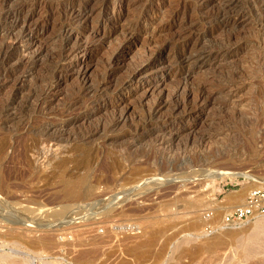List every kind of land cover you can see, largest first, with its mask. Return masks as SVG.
Returning a JSON list of instances; mask_svg holds the SVG:
<instances>
[{
    "label": "rangeland",
    "instance_id": "obj_1",
    "mask_svg": "<svg viewBox=\"0 0 264 264\" xmlns=\"http://www.w3.org/2000/svg\"><path fill=\"white\" fill-rule=\"evenodd\" d=\"M223 1L228 0H0V51L5 44L14 43V38L19 40L9 51L10 61L0 66V264H264V216L238 227L221 226L222 217L239 203L245 188L249 191L242 204L257 182L264 186V0H241L228 7L231 15L239 12L243 17L225 25L216 20L212 36L201 40L200 35L213 25L201 19L221 11ZM74 9L83 14L73 17L70 12ZM15 10L23 12L20 22H14L12 16L4 20L5 12ZM24 18L37 28L32 35L23 31ZM64 23L73 26L71 41L80 39L83 46L68 60H58L56 56L63 55L58 27ZM122 26H132L134 31L126 37L120 33ZM176 36L181 37L180 47L170 44ZM234 39L246 47L233 55L232 68L215 67L207 61H186L169 68L176 50L188 48L193 56L197 53L194 48H217ZM120 43L124 48L112 66L108 60ZM161 49L166 60L160 67L145 71L116 96L100 95L98 101L110 107L86 106L96 96L83 97L79 89L83 84L101 80L103 72L111 68L117 70L119 79L128 76L145 55ZM54 75L59 76L57 83ZM201 80L209 82V90L217 89L220 102L227 97V89L222 88L227 82L245 81L246 85L242 90L245 101L238 103L237 110L221 112L211 107L216 122L210 127V141L186 140L183 135L172 151H156L150 147L152 138L132 148L127 138L119 140L142 110L157 107L162 100L166 104L159 106L157 116L169 115L172 90L177 85L193 88ZM150 82H154L151 90ZM49 83L52 88L43 93ZM75 97L81 100L77 105L72 103ZM117 116L126 119L117 128L99 130L88 140L79 136L84 129L93 130ZM74 117L80 120L70 126V132L79 137L62 141L68 147L71 143L70 149L57 151L52 143L40 145L38 127L53 124L54 129L64 128L62 124ZM192 124L197 130L203 125ZM223 130L227 135L221 138ZM79 146L90 149L83 154ZM213 159V169L245 175L215 178L214 188L204 178L191 189L132 187L145 180L170 177L174 179L169 183H174L178 177L200 175V167L206 169ZM196 170L198 174H193ZM63 175L87 178L94 187L87 191L82 186L81 198L70 200L61 190ZM195 198H199L196 214L192 207ZM112 206L116 207L111 214L100 217Z\"/></svg>",
    "mask_w": 264,
    "mask_h": 264
},
{
    "label": "bare ground",
    "instance_id": "obj_2",
    "mask_svg": "<svg viewBox=\"0 0 264 264\" xmlns=\"http://www.w3.org/2000/svg\"><path fill=\"white\" fill-rule=\"evenodd\" d=\"M242 1L241 0H228V1H223V4H222V8H221V11L218 10V12H211L210 14H208L205 18H202L201 21H207L209 23H213V25H211V27L207 28L204 30V32L200 35V39L201 40H204V38H207L209 35L212 36V34L215 32V21H220V25H225L231 21H238L240 20L241 17H243V15H240L239 12L236 13L235 15H231V13L228 11L227 12V8L230 7V6H235L239 3H241ZM24 7V6H23ZM19 9V7H18ZM73 9V8H72ZM74 12H70L71 15H73V17H78V16H81L83 14V12H81L80 10H73ZM69 13V15H70ZM244 13V12H242ZM3 14V13H2ZM64 14V13H63ZM22 15H23V12H19V10H15L14 12H5L3 14V18H8L10 16V18L14 19V22H20L21 19H22ZM70 15V16H71ZM87 15V14H85ZM245 16H246V13H245ZM204 17V16H203ZM4 18V20H5ZM257 19V18H256ZM7 20V19H6ZM259 20V19H258ZM26 19L24 18L23 19V26H24V30L26 33H29V35H32L34 30L37 29L35 27H30L29 24H26ZM193 21V20H192ZM197 21V19H196ZM65 22V21H64ZM201 22V23H202ZM256 22V21H255ZM254 22V23H255ZM257 22H260V21H257ZM263 22V21H261ZM63 23V21H62ZM197 23V22H196ZM253 23V24H254ZM26 24V25H25ZM261 24V23H260ZM197 25V24H196ZM199 25V23H198ZM263 25V24H262ZM22 26V27H23ZM4 27V26H3ZM60 27V25H59ZM58 29H61V37L59 35V38L57 39H62V45H61V54L62 56L59 57V56H55L58 58H61V59H67L75 54V52L81 47L83 46L81 40H74L73 42L71 41L72 37H73V26L72 24H61V28ZM256 27V25H255ZM264 27V26H263ZM261 26V28H263ZM5 28V27H4ZM8 28V27H7ZM10 28V27H9ZM14 28V27H13ZM12 28V29H13ZM123 28V26H122ZM4 30V29H3ZM122 30V29H120ZM56 31V30H55ZM123 31V32H122ZM120 33H123L122 35H125L127 37V33H131L134 31V28L131 26V27H127V28H123ZM263 31V30H262ZM132 34V33H131ZM134 34V33H133ZM263 34V33H262ZM56 35V34H55ZM58 35V34H57ZM192 36V35H191ZM23 37V36H22ZM128 37L130 38V36L128 35ZM185 37V36H184ZM187 37V35H186ZM124 38V37H123ZM181 37H178L176 36L175 39L172 40V42H170L171 45L173 46H177L178 44V41H180ZM229 41H233L231 38L232 36H228L227 37ZM234 38V37H233ZM55 39V38H54ZM126 39V38H124ZM180 39V40H179ZM188 39V38H186ZM189 39H190V36H189ZM186 40L185 42L189 41ZM18 39L17 38H14V41L16 42ZM127 40V39H126ZM184 40V38H183ZM193 40V39H192ZM227 40V39H226ZM227 40V41H228ZM241 40V39H240ZM19 41V40H18ZM56 41V40H55ZM70 41L72 43V46H70ZM128 42L130 41L129 39L127 40ZM206 41V40H204ZM226 41V42H227ZM236 40L234 39V42H229V44H225V45H219L217 46V48L215 47V45H210L208 47H205V49H202L200 50V48H194L193 51H196L197 53L194 54L193 56H191V54L193 52H189L188 51V48H183L182 51L180 50H176L175 52H173L170 56V61H168L170 64H169V68L170 69H175L176 67H179L182 65V63L184 62H188L190 61L189 63H194V64H200L202 63V61H207V62H211V63H214V65H216L215 67H223V66H226L227 68L231 67L232 68V63H233V55L237 54L240 50H242L244 47V44L241 43V42H235ZM238 41V40H237ZM15 42L14 43H11V44H5L1 51H0V66L2 65H6L9 61H10V53L9 51L12 49V48H15ZM184 42V41H182ZM243 42V41H242ZM215 44V43H214ZM246 44V43H245ZM119 45V44H118ZM117 45V51L114 52V54H112L111 58L108 60L109 61V64L113 66V63H115V61L117 60V58L119 57L120 55V52L121 50L124 48V45L120 43V45L118 46ZM58 46V45H57ZM177 47H180L179 45ZM116 49V48H115ZM59 51V50H58ZM162 52H163V49L160 50V53H157V54H147L143 57V59L141 60L142 63L136 67H133V69L130 72V74L128 73V76H125L123 75V78L121 77L120 79L118 78L117 76V70L111 68V69H106L105 73L103 72L104 76L103 78L100 80L99 78L102 77L103 74H101V76L98 78L99 81H96L94 83L91 82H88L87 84H83L79 89L80 91L82 92L83 94V97L88 95V94H91L93 96H96L95 100L94 101H89L88 103H86V106H90L92 105L96 107H98L97 109L99 110H102L103 108H107V107H110L111 105L107 102H100L98 101L99 98H100V95L103 93L104 94H109V95H114L116 96V94L125 86V85H129L131 86L143 73H145V71L147 70H154L158 67L161 66V64H163L165 62V58L162 57ZM59 53V52H58ZM155 53V52H154ZM60 54V53H59ZM145 54V53H144ZM40 55V54H38ZM111 55V53H110ZM33 57V56H32ZM52 58V57H51ZM141 59V58H140ZM232 59V60H231ZM34 60V59H33ZM53 60V59H51ZM50 60V61H51ZM62 60V61H63ZM49 61V62H50ZM56 61V60H55ZM61 61V62H62ZM107 61V62H108ZM37 62V61H36ZM54 62V60L52 61ZM59 62V61H58ZM140 62V61H139ZM186 62V63H187ZM54 63H57V62H54ZM185 63V64H186ZM242 65V64H241ZM51 66V65H50ZM49 66V67H50ZM59 66V65H58ZM53 67V65H52ZM109 66H107L108 68ZM225 67V68H226ZM237 67V66H236ZM54 68V67H53ZM60 68V66H59ZM230 68V69H231ZM234 68V67H233ZM104 69V70H105ZM214 69V68H213ZM243 69V68H242ZM182 70V69H181ZM234 70V69H233ZM57 71V70H56ZM78 71V70H77ZM148 71V72H149ZM177 71V69H176ZM225 71V69H224ZM235 71V70H234ZM221 72V70H220ZM223 72V71H222ZM228 72V71H227ZM236 72V71H235ZM55 73V72H54ZM79 73V72H78ZM179 73V72H178ZM188 73V72H187ZM48 74V73H47ZM46 74V75H47ZM181 74V73H180ZM233 75V74H232ZM237 75V74H236ZM48 76V75H47ZM182 76V75H180ZM188 76V75H187ZM228 76V75H227ZM226 76V77H227ZM44 77V76H43ZM49 77V76H48ZM120 77V76H119ZM185 77V76H184ZM233 77V76H232ZM53 79H56V83L57 81L59 80V76L57 75H54V77H52ZM239 78V77H238ZM48 80L50 78H47ZM52 79V80H53ZM232 79V78H231ZM235 79V78H234ZM46 80V78H45ZM87 80V79H86ZM97 80V79H96ZM43 81V80H42ZM51 81V80H50ZM211 81V80H209ZM232 81V80H231ZM54 82V81H52ZM54 82V83H55ZM84 82V81H83ZM245 82V81H244ZM244 82H241L236 84V83H230L229 82H225L226 84L224 85V89H227L226 90V95L224 98L225 99L224 101H218V98L215 96V95H218L217 93H219L216 89L215 91V88H213L212 90H209V82L207 80H201V82H199L196 86H194L193 88L191 86H182L180 85H177V87L174 88V90H172V94H171V97L169 99V101L167 102L169 104V108H170V113L169 115L167 116H164V117H159L157 116V113H158V108L160 105L162 104H166L165 101H162L160 100L158 102V105L157 107H154V108H147L145 110H142V112L140 114H138L139 116L136 118V120L133 122L132 125H129V129L126 130L124 132V134H122L120 137H119V140L122 141V139H128V145L132 147H138V145H140V143H142L143 141L149 139V138H152V144L150 145V147H152L153 149H155L156 151H162V150H166V149H171L172 151V148L174 147L175 143H177V141L183 136L185 135L187 137L186 140H193L195 139L196 137L197 138H200L202 139L203 141H206L208 140L209 138L212 137L213 133L211 134L209 131H210V127L213 125V123H215V113L211 114V107L215 108V110H227V109H236L238 108L237 105L238 103L242 105V102L245 101L243 99V96H242V90L245 88L246 85H244ZM45 83L43 82V85ZM82 84V83H81ZM184 84H187V83H184ZM134 85V84H133ZM53 86V83H49V84H46L44 89L42 90L43 93H47L50 91V89L52 88ZM154 86V82H150V84L148 85V88L151 90V88H153ZM214 87V86H213ZM220 87V85H219ZM37 89V88H36ZM38 89L41 90V88L39 87ZM77 90V89H76ZM183 91L185 92L184 95L187 97L185 98V96L182 97V93ZM224 91V90H223ZM35 93V92H34ZM37 93V92H36ZM40 93V92H39ZM42 94V93H41ZM80 94V93H79ZM223 94V93H222ZM34 95V94H32ZM36 95V94H35ZM47 95V94H46ZM81 95V94H80ZM224 95V94H223ZM40 96V94L38 95V97ZM44 96V95H43ZM42 96V97H43ZM89 96V95H88ZM193 96V99L194 100H189L190 97ZM220 96V93L219 95ZM79 97V96H78ZM77 97V98H78ZM35 98V96H34ZM76 98V97H75ZM76 98V99H77ZM94 98V97H93ZM37 100V99H36ZM90 100V99H89ZM73 104L77 105L79 102H81V100L78 101L77 100H72ZM32 102V100H31ZM97 102V103H96ZM27 103V102H26ZM25 103V104H26ZM30 103V102H29ZM36 103V102H35ZM71 103V104H72ZM12 104V102L9 103V105ZM24 104V105H25ZM28 104V103H27ZM31 104V103H30ZM40 104V103H39ZM98 105V106H97ZM128 105V104H127ZM240 105V106H241ZM84 106V107H86ZM126 106V105H125ZM7 107V106H6ZM127 107V106H126ZM25 108V107H24ZM33 109L35 110V108L33 107ZM93 109V108H92ZM8 109L5 108L4 111H7ZM42 110V109H41ZM237 110V109H236ZM239 110V109H238ZM97 111V110H95ZM94 111V112H95ZM231 111V110H230ZM222 112V111H221ZM204 114L203 116H201V114ZM240 113V112H239ZM85 117V116H83ZM83 117H81V119L83 120ZM208 118V120L206 121L205 119ZM79 121L80 119H76L74 117V119H72L71 121H68L66 122V124H62L64 128H55V125L53 124H49V125H44V126H41V127H38L37 128V137H38V140L39 142H41V146H42V143L45 144H48V143H52L53 147L54 148H57V151L61 149V151L66 147V148H69L68 146H66V144H64L65 142H68L70 139H73L74 135L75 134H72L71 130H70V126H72L74 124V122L76 121ZM103 121V120H102ZM101 121V122H102ZM122 121H126L125 118H122L121 116H117V117H112V118H108V119H105V121L103 123H100V125H96V127L93 129V130H86L83 128H81L80 130L84 129L86 132L85 133H82L81 135H79L80 133H78L79 136L81 137H84L86 140L90 139L92 136H94L95 134H97L99 132V130H102L104 131L105 129L109 128H114L120 124V122ZM196 122V123H199V125L201 126L202 123V127L199 128V130H197V127L195 126V124L193 125L192 123L193 122ZM47 123V122H46ZM59 125V124H58ZM61 125V124H60ZM215 125V124H214ZM66 127V128H65ZM73 127V126H72ZM212 128V127H211ZM90 129V128H88ZM214 129V128H213ZM79 130V129H78ZM77 130V131H78ZM83 130V131H84ZM212 130V129H211ZM215 130V129H214ZM36 131V130H35ZM71 131V132H70ZM88 131V132H87ZM31 132V131H30ZM212 132V131H211ZM34 133V132H32ZM102 133V132H101ZM224 133V134H223ZM103 134V133H102ZM215 134V133H214ZM73 135V136H72ZM77 135V134H76ZM75 135V139L79 136H76ZM101 135V134H100ZM218 135V134H217ZM219 135L223 136V135H227V133L224 132V130L222 132L219 133ZM33 136V135H32ZM221 136V138H222ZM118 138V137H117ZM79 139V138H78ZM124 139V140H125ZM74 140V139H73ZM93 140V138L91 139ZM115 140V139H114ZM150 140V139H149ZM185 140V141H186ZM214 140V139H213ZM62 141H65V142H62ZM83 141V140H81ZM85 141V140H84ZM83 141V142H84ZM90 141V140H89ZM151 141V140H150ZM210 141V139H209ZM208 141V142H209ZM75 142V141H74ZM86 142V141H85ZM93 142V141H91ZM89 142V143H91ZM113 142V141H112ZM117 143V141H115ZM179 143V142H178ZM177 143V145H178ZM187 143V142H186ZM189 143V142H188ZM92 144V143H91ZM115 144V143H114ZM36 145V144H35ZM39 145V147H40ZM42 146V147H46V146ZM185 145V144H184ZM75 146V145H74ZM23 147V146H21ZM30 147V146H29ZM111 147V146H110ZM121 147V146H120ZM149 147V148H150ZM210 147V146H209ZM34 148V147H33ZM31 148V149H33ZM38 148V147H36ZM52 148V147H51ZM53 148V149H54ZM60 148V149H59ZM122 148V147H121ZM126 149V147H124ZM175 148V147H174ZM5 149V148H4ZM3 149V150H4ZM45 149V148H44ZM43 149V150H44ZM70 149V148H69ZM79 149L81 150L80 152L83 154H85L86 151H88L89 149H84L83 146H79ZM95 149V148H94ZM112 149V148H111ZM114 149V148H113ZM34 150V149H33ZM49 150V149H48ZM52 150V149H51ZM86 150V151H84ZM176 149H174L175 151ZM205 150V149H204ZM50 151V150H49ZM56 151V152H57ZM135 151V150H134ZM170 151V150H169ZM168 151V152H169ZM235 151V150H234ZM3 152V151H2ZM37 152V151H36ZM45 152V151H44ZM48 152V151H47ZM54 153H56L55 151H53ZM66 152V151H65ZM71 152V151H70ZM52 153V151H51ZM58 153V152H57ZM56 153V154H57ZM63 153V152H62ZM77 153V151H76ZM74 153V154H76ZM134 153V152H133ZM170 153V152H169ZM35 154V153H34ZM73 154V153H72ZM78 154V153H77ZM87 154V152H86ZM161 154V153H160ZM163 154V153H162ZM50 155V154H49ZM52 155V154H51ZM54 155V154H53ZM73 156V155H72ZM76 157V156H75ZM82 157V156H80ZM79 157V158H80ZM85 157V156H84ZM134 157V156H133ZM234 156H230V158H233ZM78 158V157H77ZM83 158V157H82ZM80 161V160H79ZM231 161V160H230ZM214 162V159L211 160V161H208L207 162V168L206 169H202L201 170L203 172H201L200 170V175L198 174L199 170L197 171H193L195 174V172H197L196 174L198 175H195L191 178H188V177H178V181L174 182V183H169L170 181H172L174 178H159L160 180H157L156 179H153V180H149V181H143V182H140L138 184H136V186H132L133 188H136V187H142V189H145L144 187L147 186L149 187V185H151V187H153L154 185H165V186H172V187H178L181 188H186V189H191V188H194L196 185H199L201 184V180L202 178L206 179L209 181V185L211 188H214V182L213 180L215 178H226V177H229L231 179L235 178V177H238V176H244L245 173L244 172H233L232 173H229V171H226V170H221V169H213L212 167L214 166L213 164ZM205 168V167H204ZM215 168V167H214ZM75 170V169H74ZM205 172H206V175H205ZM73 173V172H72ZM179 174V173H178ZM202 174H204L202 177H200ZM88 175V174H87ZM170 175V174H169ZM90 176V175H89ZM180 176V175H179ZM177 177V175H176ZM215 181V180H214ZM60 182V186H61V190L63 191V194L69 198L70 200H77V199H80L81 198V195L80 194V188H82V186H87L88 189L87 191H91V189L94 187L93 184L89 183L87 181V178H84V177H72V176H65L63 175L61 177V179L59 180ZM128 183V182H126ZM133 185V184H132ZM200 186V185H199ZM2 187V186H1ZM6 187V185H5ZM197 187V186H196ZM263 184L262 183H256L255 188H263ZM9 188V186H8ZM7 188V189H8ZM156 188V187H155ZM150 189V188H149ZM173 189V188H172ZM176 189V188H174ZM141 190V189H139ZM138 190V191H139ZM6 191V190H5ZM247 191H249V187L245 188L239 195V203H236L237 206L236 207H243L244 204L243 203V200H244V197H245V194L247 193ZM142 192V191H141ZM3 200V199H2ZM11 202V201H10ZM199 198H195L194 201H193V205L192 207L194 208L193 209V212L196 214L198 209H196V207L199 206ZM235 204V205H236ZM116 206H112V210L108 209L106 210V212H99V214L101 213L100 217L102 215H108V214H111V212H113L115 209ZM226 208V207H225ZM231 208V207H230ZM235 208V207H234ZM232 207V209H234ZM223 209V208H222ZM65 211V210H64ZM230 211V210H228ZM63 212V211H62ZM108 213V214H107ZM95 216V215H94ZM98 216V215H97ZM36 217V216H35ZM96 217V216H95ZM94 218V217H92ZM99 218V217H98ZM96 218V219H98ZM117 218V217H116ZM119 218V217H118ZM149 218V217H148ZM223 218V217H222ZM106 219V218H105ZM9 222L10 221H13V220H10L8 219ZM7 220V221H8ZM150 220H154V218H151ZM87 221V220H86ZM150 222V221H149ZM12 223V222H11ZM152 241V238H149V242ZM38 245V244H37Z\"/></svg>",
    "mask_w": 264,
    "mask_h": 264
},
{
    "label": "built area",
    "instance_id": "obj_3",
    "mask_svg": "<svg viewBox=\"0 0 264 264\" xmlns=\"http://www.w3.org/2000/svg\"><path fill=\"white\" fill-rule=\"evenodd\" d=\"M212 214H209L210 217ZM264 216V188H255L245 200L243 207H235L224 215L222 227H238L256 217Z\"/></svg>",
    "mask_w": 264,
    "mask_h": 264
},
{
    "label": "crops",
    "instance_id": "obj_4",
    "mask_svg": "<svg viewBox=\"0 0 264 264\" xmlns=\"http://www.w3.org/2000/svg\"><path fill=\"white\" fill-rule=\"evenodd\" d=\"M236 206H237V205H235V204H234V205H233V206H231V207H233V208H234V207H236Z\"/></svg>",
    "mask_w": 264,
    "mask_h": 264
}]
</instances>
